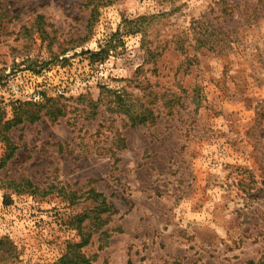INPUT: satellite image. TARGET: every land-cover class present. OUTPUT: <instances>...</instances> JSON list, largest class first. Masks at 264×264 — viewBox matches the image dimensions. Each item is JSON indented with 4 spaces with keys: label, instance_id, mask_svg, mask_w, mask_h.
I'll list each match as a JSON object with an SVG mask.
<instances>
[{
    "label": "rangeland",
    "instance_id": "rangeland-1",
    "mask_svg": "<svg viewBox=\"0 0 264 264\" xmlns=\"http://www.w3.org/2000/svg\"><path fill=\"white\" fill-rule=\"evenodd\" d=\"M256 2L0 0V264L264 261Z\"/></svg>",
    "mask_w": 264,
    "mask_h": 264
},
{
    "label": "trees",
    "instance_id": "trees-1",
    "mask_svg": "<svg viewBox=\"0 0 264 264\" xmlns=\"http://www.w3.org/2000/svg\"><path fill=\"white\" fill-rule=\"evenodd\" d=\"M260 4H262L261 6V10L264 11V0H258V2H256L255 7L259 6ZM107 50L105 51V49H102L101 51L97 52V53H91L92 57H100L101 55H106ZM30 104L28 103H18V106L15 108L17 109V112L13 113V118L12 119H6V112L4 109L0 108V139L2 140V142L5 143H9L10 140L6 135V132H8L12 127L21 124L23 122H34L40 119L39 117V113H34L32 112H27L25 113V111L23 110V107H27ZM49 114V113H47ZM60 114V113H58ZM125 114H127L131 120L132 126L135 127L137 125H142L145 124L148 120L149 117L148 116H152L153 114L150 113L148 115L145 114H141V115H132L130 112L125 111ZM25 117H24V116ZM52 116H56L55 114H52ZM55 118V119H56ZM27 185L26 187H28L30 190L32 191V194L35 195L37 193L38 187H36L35 185H33L31 182L26 181ZM65 188H62V190H64ZM53 190V187H50V189H48V192L44 193V194H50ZM73 197L76 196V193H72L71 194ZM93 199L96 201V199H98L99 197H101V194L98 193H93ZM105 200V199H103ZM103 206L105 205V201H103ZM106 212V210L104 211ZM87 240H85V242H83V245H86ZM80 245H78L79 247ZM10 247V249L8 248ZM77 248V246H75ZM0 253L2 256L6 255V258L4 259L3 262L8 261L12 258V260L16 259V255L14 254V249L12 248L11 244H9L8 242H4L3 240L0 241ZM74 259L73 261H71V259ZM57 264H90L88 261H86L83 256L76 250V252H69L67 253ZM258 264H264V261L261 262L259 261Z\"/></svg>",
    "mask_w": 264,
    "mask_h": 264
}]
</instances>
